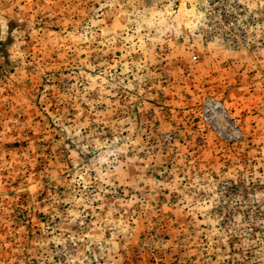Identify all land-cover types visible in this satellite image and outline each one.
<instances>
[{
    "label": "rangeland",
    "instance_id": "obj_1",
    "mask_svg": "<svg viewBox=\"0 0 264 264\" xmlns=\"http://www.w3.org/2000/svg\"><path fill=\"white\" fill-rule=\"evenodd\" d=\"M0 264H264V0H0Z\"/></svg>",
    "mask_w": 264,
    "mask_h": 264
}]
</instances>
